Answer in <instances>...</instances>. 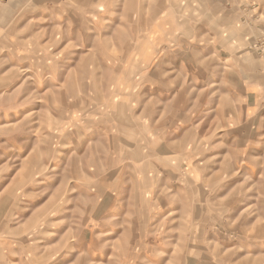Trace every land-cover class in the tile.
Returning <instances> with one entry per match:
<instances>
[{
	"label": "rangeland",
	"instance_id": "374dc122",
	"mask_svg": "<svg viewBox=\"0 0 264 264\" xmlns=\"http://www.w3.org/2000/svg\"><path fill=\"white\" fill-rule=\"evenodd\" d=\"M217 2L264 83V0ZM199 8L0 0V264H264V98L258 123L141 128L166 107L152 27L181 22L161 37L172 61L204 40Z\"/></svg>",
	"mask_w": 264,
	"mask_h": 264
},
{
	"label": "crops",
	"instance_id": "0c3cea01",
	"mask_svg": "<svg viewBox=\"0 0 264 264\" xmlns=\"http://www.w3.org/2000/svg\"><path fill=\"white\" fill-rule=\"evenodd\" d=\"M197 4L201 6L199 14L203 17L201 23L205 26L204 40L195 45L190 43V46L184 49L181 45L170 46L173 47L171 51L174 52L172 61L166 62L165 56H159L165 54L166 49L161 37L165 35L162 36L163 31H170L169 28L173 26L176 30L181 22L176 20L175 25L166 26L165 20L158 17L152 27L154 33H160L157 42L159 44L156 46L158 50L156 78L157 85L162 84L163 90L157 87V98L159 102L163 100L166 107L161 109L158 106L146 112L142 110L141 116L144 122L141 123V128L153 126L151 136L160 139L169 134L164 129L167 126L164 123H171L170 127H173L174 123H221V127H224L229 123H258L260 118L264 83L258 69L245 67L241 53L245 41L244 30H239L237 19L230 10L220 8L218 2L197 0ZM195 9L198 15V6L195 5ZM190 10H193L192 7L188 11ZM169 12L174 16L182 15L181 12L172 9H169ZM156 13L157 16H165L166 8L158 7ZM192 33L189 29L190 40L194 37ZM176 36L179 38L177 41L180 42V35ZM148 40V42L155 41L149 38ZM169 63L174 64L171 70L163 67ZM194 65H202V67L198 69ZM161 80L162 83L159 82ZM170 80L173 93L166 94L165 90H171L168 85ZM185 80L188 82L185 83ZM161 91L164 92V98H161ZM165 97L170 98L165 99ZM145 132L149 137L150 132L144 130L143 133ZM166 146L167 142L160 144V152H166Z\"/></svg>",
	"mask_w": 264,
	"mask_h": 264
},
{
	"label": "clouds",
	"instance_id": "9594fccd",
	"mask_svg": "<svg viewBox=\"0 0 264 264\" xmlns=\"http://www.w3.org/2000/svg\"><path fill=\"white\" fill-rule=\"evenodd\" d=\"M194 67H197V68L199 69V67H202V65H199V66H197V65H194Z\"/></svg>",
	"mask_w": 264,
	"mask_h": 264
}]
</instances>
